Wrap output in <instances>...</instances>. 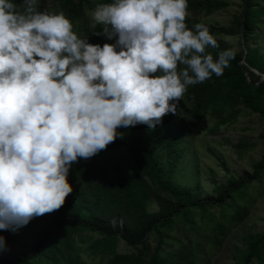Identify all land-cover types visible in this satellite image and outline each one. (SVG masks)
<instances>
[{
	"label": "clouds",
	"instance_id": "1",
	"mask_svg": "<svg viewBox=\"0 0 264 264\" xmlns=\"http://www.w3.org/2000/svg\"><path fill=\"white\" fill-rule=\"evenodd\" d=\"M22 8L0 0V230L12 232L63 206L78 158L123 139L120 127L162 125L187 86L222 76L234 58L205 52L219 44L206 25L187 28L188 0L97 5L92 26L115 38L103 46L63 12L37 11L38 0Z\"/></svg>",
	"mask_w": 264,
	"mask_h": 264
},
{
	"label": "trees",
	"instance_id": "2",
	"mask_svg": "<svg viewBox=\"0 0 264 264\" xmlns=\"http://www.w3.org/2000/svg\"><path fill=\"white\" fill-rule=\"evenodd\" d=\"M11 2L16 4L17 11H23L22 0ZM111 2L38 0L37 11L63 12L81 39L101 45L106 37L97 34L103 25L92 26V12L97 5ZM228 6L223 0H188L187 28L194 31L199 15H211ZM239 19L240 15L233 16L224 28L207 26L219 48L207 47L206 53L215 60L221 50L234 52L222 76L213 74L203 83L187 86L176 114L163 117L162 125L155 129L139 124L117 129L123 139L118 135L102 151L125 149L133 162L129 172L111 176L91 158H78L67 176L73 191L63 206L46 219L42 230L38 228L44 218L37 217L15 232L0 230L8 249L0 250V264H209L201 244L189 237L199 229L195 212L198 211L201 221L208 218L209 234L203 239L214 251H219L232 228L249 215L254 198L247 189L264 175V153L253 163L250 174L231 177L228 185H214L216 197L211 201H203L197 187L175 184L173 177L185 155L184 144L205 119L214 120L209 133L215 135L222 127L234 124L242 108L264 118V81L257 86L247 81L239 65L241 50L235 51L223 39L225 35L239 36ZM242 27L244 68L252 82L258 83L264 76V41L257 40L264 27V0H247ZM183 67L178 65V71ZM260 138L264 140V133ZM150 200L156 206L155 211L148 209ZM214 207H219L217 218L211 211ZM120 242L130 251L119 252ZM15 247L22 252L16 254ZM83 255L90 259H84ZM253 262L264 264V231L248 235L238 264Z\"/></svg>",
	"mask_w": 264,
	"mask_h": 264
},
{
	"label": "rangeland",
	"instance_id": "3",
	"mask_svg": "<svg viewBox=\"0 0 264 264\" xmlns=\"http://www.w3.org/2000/svg\"><path fill=\"white\" fill-rule=\"evenodd\" d=\"M229 6L227 9L215 12L211 15H199L198 23L206 26L224 28L229 25L233 16L240 15L244 0H223ZM233 46L235 51L241 50L238 42L239 36L223 37ZM258 41H264V27ZM104 43H115L112 40L105 39ZM119 50V49H117ZM213 119H205L198 127L194 129V136L185 144V155L182 158L177 170L175 171L173 181L182 187H197L201 193L203 201L214 200L216 194L213 192L214 185H228L231 177L238 178L253 171V163L259 161L264 153V140L260 134L264 133V118L258 114L248 113L241 109V114L237 121L229 126L221 128L218 134L209 133ZM252 147L238 148L237 145H251ZM91 159L100 167L105 168L111 176H124L129 172L133 162L129 160L125 149L114 151H101L91 157ZM261 179L247 189L248 194L253 196L254 201L251 204L249 215L239 225L232 228L230 234L224 240L219 251H214L206 239L209 234L208 218L201 221L196 211V221L199 229L196 233L191 232L189 237L193 242H199L209 258V264H238L241 252L246 247V238L250 234H258L264 231V175ZM236 198V194H232ZM247 199V198H246ZM244 199V200H246ZM149 211H155L156 206L153 200L149 201ZM218 217L219 207L211 209ZM51 213L39 216L44 218L40 224V230L43 229L46 219ZM179 238L181 236L179 235ZM16 254H20V247L13 248ZM118 251L121 253L129 252L130 249L120 242ZM83 258L89 260L85 255ZM98 260L95 258V261ZM253 264H256L253 262Z\"/></svg>",
	"mask_w": 264,
	"mask_h": 264
},
{
	"label": "water",
	"instance_id": "4",
	"mask_svg": "<svg viewBox=\"0 0 264 264\" xmlns=\"http://www.w3.org/2000/svg\"><path fill=\"white\" fill-rule=\"evenodd\" d=\"M246 6H247V0H244L242 10L240 13V19H239V21H240L239 38H240V44H241V56H240V60H239V65H240L247 81L252 83L254 86H257L260 82L264 81V76L262 75V79L258 83H253L252 80L250 79V76H249L247 70L244 68V61H243V58L245 56V41H244V35H243L242 19H243V14H244V11L246 9ZM252 71L255 72L256 74H258L256 71H254V70H252Z\"/></svg>",
	"mask_w": 264,
	"mask_h": 264
}]
</instances>
